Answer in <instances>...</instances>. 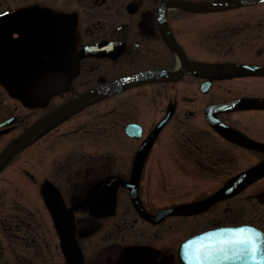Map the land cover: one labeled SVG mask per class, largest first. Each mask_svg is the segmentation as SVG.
Segmentation results:
<instances>
[{"label":"flooded vegetation","instance_id":"1","mask_svg":"<svg viewBox=\"0 0 264 264\" xmlns=\"http://www.w3.org/2000/svg\"><path fill=\"white\" fill-rule=\"evenodd\" d=\"M217 1L222 0H0V154L18 136L25 138L0 169V203L21 197L12 185L21 175L12 172L23 170L30 178L29 167L38 164L41 209L35 224L19 212L4 214L1 222L8 227L0 222V264H181V243L203 232L236 235L205 234L185 249L189 262L198 257L200 264H248L223 242L256 232L264 238V214L260 223L251 217L237 221L243 213L225 220L216 214L221 202L246 191L247 200L264 208V104L215 106L264 98L220 95L232 90L221 81L264 79V72L233 67L264 65V45H254L264 39L257 34L264 22L251 20L264 12V1L214 10L180 3ZM99 89L104 92L34 127ZM100 106L105 115L93 121ZM216 120L237 134L222 131ZM93 137L121 141L114 153L120 175L110 174L109 145L95 166L87 153L68 156V163L55 158L61 140ZM176 164L213 189L177 202L170 193L166 203L152 207L155 197L146 194L145 184L158 182L144 180L143 172ZM98 166L104 173L94 176ZM86 175L89 180L78 186ZM28 178L20 180L25 189ZM170 209L184 210L161 215ZM194 222L198 225L191 227ZM240 225L247 227L219 228ZM175 228L184 231L176 239Z\"/></svg>","mask_w":264,"mask_h":264},{"label":"rangeland","instance_id":"2","mask_svg":"<svg viewBox=\"0 0 264 264\" xmlns=\"http://www.w3.org/2000/svg\"><path fill=\"white\" fill-rule=\"evenodd\" d=\"M254 14V15H253ZM253 17H251L252 22H255L257 20L264 22V12H261L256 14L253 13ZM255 20V21H254ZM258 35H264V30L261 33H257ZM254 35V33H253ZM256 35V34H255ZM264 38V37H263ZM221 45L223 47H229L233 45V42H222ZM255 47H262L264 45V39L262 41H256L254 43ZM223 84H227L225 86H229L232 88V90H223L220 92L221 98L222 99H227L229 97H233L234 95H244V94H253V95H264V79L253 76V77H248V78H236L233 79L232 81L227 80V81H221ZM246 85V86H245ZM209 93L206 96V99H208ZM105 115L104 110L102 107H98L97 109L94 110V113L92 115L93 121L98 120L100 121L101 118H103ZM106 140L102 139H97V137H93L91 140H79V139H65L61 140L60 144L62 147L61 150V155L55 156L57 159H62V162L65 161V159L70 160L71 158L68 156H71L74 159H79L82 157L81 154L87 153L88 155H85L89 160L88 163H91L92 165H97L101 161H98V157L101 158L104 150L105 152L108 149H110V174H118L120 175L122 172H120L118 168V160H114V158H117L114 156V153L117 154V148H118V143L121 142L119 139H110L108 140V143H106ZM76 146L78 150L73 152L71 147ZM69 147V148H67ZM50 148H52L50 146ZM160 147L158 148L159 151ZM65 150V151H64ZM79 155V156H78ZM84 156V157H85ZM47 158H49L47 156ZM69 162V161H65ZM30 165H32V160L29 162ZM159 163V162H158ZM166 163V162H165ZM169 164V162L166 163V165ZM168 168V167H166ZM80 169V168H79ZM30 171V178H28L26 175L27 173L23 170L20 171H13L12 173L14 174V177H17L21 175V177H17L18 183L17 184L15 181L13 182L14 186H18V192L21 197H17L16 200L10 201L7 203H0V222L2 220V217H4L5 213L8 212H19L23 215H27L30 219H32L33 224L38 222V214L40 209L39 206V200H38V193L36 191V187H38L39 181H40V170L38 169V164H33V167H29ZM104 171L100 170V167L94 168V176L97 175H102ZM231 172H229L230 174ZM193 174H195L193 172ZM227 173H222V175H226ZM197 173L195 176L191 175L189 172L185 171L183 169L182 165H177L168 169H163V168H158V170L154 171H145L143 172V179L148 180L149 182H152V180H156L158 183L156 185H151V183H146V187L144 191L146 192L147 195L149 196H154L155 201L153 202L152 207H160L164 203L167 202V196L170 193L174 194L173 201H181L186 198H189L193 193L194 195L197 194L199 191H205L208 192L211 189H213V186L208 185L209 183H205L203 186L202 183L200 182V178H196ZM93 177V175H92ZM28 178L30 180V187L21 186L22 183H20V180ZM85 179V180H84ZM86 180H89L88 175L83 178L78 179V186H84ZM260 184L258 183L257 186ZM256 187V186H254ZM22 189V190H20ZM79 189V188H77ZM253 189V188H252ZM23 191V192H22ZM24 192L27 194V198L24 196ZM247 191L244 193L242 192L239 194L236 198L234 199H227L226 201L221 202L220 206V214L216 215H221L222 218L229 219L231 216L238 215L240 213H243L242 215H239L238 218H236L237 221L240 220H248L247 218L251 217L253 221L260 223L262 221V216L261 214H264V208L262 205L256 203H252V200H247L245 198V194ZM24 198V199H23ZM121 198L126 200L125 195H121ZM207 217H213V215L209 216V213L206 214ZM261 220V221H259ZM180 222V221H179ZM175 224L178 226V221H174ZM201 223V222H200ZM1 224L5 227H8V224L6 222H1ZM198 222H194L191 227L197 226ZM33 228V226L31 225ZM177 229L175 228V239L183 234L182 231H176Z\"/></svg>","mask_w":264,"mask_h":264},{"label":"water","instance_id":"3","mask_svg":"<svg viewBox=\"0 0 264 264\" xmlns=\"http://www.w3.org/2000/svg\"><path fill=\"white\" fill-rule=\"evenodd\" d=\"M258 1H264V0H222V1H217V2H207V3H187V2H180L182 5H190L192 8L195 9H200V10H214V9H224V8H228L230 6H234V5H239V4H247V3H253V2H258ZM234 68H244L243 70L245 71H250V72H264V65L262 66H252V65H248V66H243V65H233ZM177 72H174V74ZM135 76V75H133ZM132 76V77H133ZM137 77L135 78H141V77H146L147 74L145 75H136ZM174 76H177L176 74ZM129 79V78H127ZM130 80V79H129ZM119 82V81H117ZM113 84H117V83H113ZM104 91L102 89L99 90H93V91H89L85 94H83L82 96L62 105L61 107L57 108L56 110H54L53 112H51L50 114L46 115L45 117H43L39 122H37L35 124L34 127H38L41 124H43L44 122H46L47 120H49L50 118L64 112L65 110L70 109L71 107H73L74 105H76L78 103V100H85L88 98H92L95 97L101 93H103ZM244 102H253V103H259V104H264V98H258V97H241V98H236L233 100H229L226 102H222L221 104L216 105V108H229V107H233L236 106L238 104L244 103ZM212 123L214 125H216L218 128H220L222 131H225L227 133L230 134H237V132L229 127L228 125H226L225 123L221 122L220 120H216V121H212ZM24 134H22L21 136H18L17 138H15L0 154V169L2 168V166L6 163V161L8 160V158L11 156V154L15 151V149L23 142L24 140ZM261 165V164H260ZM259 167V165L255 168V170L249 173V175H251L252 173L254 174L255 172H257V168ZM134 172H132L131 175V181H134ZM114 183H127V181L121 180V179H115ZM240 184L236 187H233L229 190L223 191L215 196H212L211 198L208 199V201L205 202V204H208L210 201L217 199V198H221L224 197L226 195H229L231 192L237 190L239 188ZM131 188V195L133 197V199H136V192H135V187L134 184L131 183L130 185ZM184 209H170V210H165L163 213H161V215L166 214V213H171V212H176V211H182ZM226 228V227H223ZM216 236H223L225 234L223 233H216L213 234ZM202 238V234L195 236V238L193 237V239H195V243H197V241ZM192 238H190L189 240H186L182 243V245L187 244L189 241H191ZM183 249L181 248L178 251V259L180 261L181 264H185L183 255H182Z\"/></svg>","mask_w":264,"mask_h":264},{"label":"snow or ice","instance_id":"4","mask_svg":"<svg viewBox=\"0 0 264 264\" xmlns=\"http://www.w3.org/2000/svg\"><path fill=\"white\" fill-rule=\"evenodd\" d=\"M240 232H244V229H240ZM223 243L228 248L235 249V254L243 256L248 264H264V238H261L259 232H256L254 235H245L243 238L238 237L224 241ZM194 244L195 241H189L184 247L187 250L190 245ZM219 251L225 252L226 249L221 247Z\"/></svg>","mask_w":264,"mask_h":264}]
</instances>
